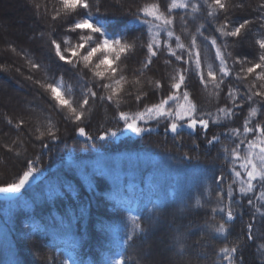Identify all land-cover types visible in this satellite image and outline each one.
<instances>
[{
    "label": "trees",
    "instance_id": "obj_1",
    "mask_svg": "<svg viewBox=\"0 0 264 264\" xmlns=\"http://www.w3.org/2000/svg\"><path fill=\"white\" fill-rule=\"evenodd\" d=\"M15 1L23 3L30 15L21 21L23 34L10 32L0 40V66H3L0 79L5 89H13L20 95V100L15 102H0V185L16 182L27 170L29 160L34 161L33 166L39 171L21 192L0 193V264H64L66 260L68 264L73 260L76 264H110L121 253L126 264H149L155 259L160 260L159 264H226L218 250L225 245L231 247L233 243L239 245L237 256L243 258V264H264V250L259 249V245L264 244V218L256 214L253 220L254 209L247 203L248 198L254 199L253 194L241 197L238 191L234 192L236 202H231V207L236 218L227 222L230 232L226 238L209 228V225L226 220L223 213L214 215L211 209L230 203L225 194L223 203L218 205L216 196L221 188L215 177L224 172L228 177L223 182L225 187L232 179L229 161L224 159L220 145L233 147L234 144L223 133L228 128L242 126L247 106L238 110L231 121L219 125L209 121L207 138L221 134V141L215 147L206 143L199 129L182 128L178 135L166 131L169 121L165 119L141 121L140 125L151 131L130 133L120 120L119 112L135 113L145 105L158 103L171 91L169 77L173 68L183 66L164 52L153 58L149 69L140 77L142 85L125 86L119 107L115 101L99 100L105 90L96 88L93 82L88 86L97 91L98 97L90 100V111L85 112L81 122L66 119L67 111L57 110L49 94L35 81H44L45 73L49 78L45 82L63 75L66 84L72 85V95L81 99L83 82L76 74L79 69L58 61L48 38L54 28L53 38L69 35L76 40L78 33L64 31L74 22V17L52 21L50 15L37 16L34 4H41V11L45 5L51 11L58 6L56 0ZM152 2L157 0H101V11L97 15L108 18L110 31H122L137 45L134 53L119 62L129 81L139 76L137 70L147 51L141 45L147 43L148 35L146 26L134 21L128 10L134 13ZM169 2L158 0L162 11ZM197 2L202 7L195 18L190 9H175L172 13L176 17L175 31L186 44L190 37L182 31L181 16L187 19L190 32L194 33L203 24L207 29L205 36H218L215 25L224 19L223 13L215 20L208 18L203 0ZM261 2L232 0L233 4L243 3L244 6L231 9L230 19L255 22L242 39L229 38L230 64L236 57L256 61L258 45L255 40L259 27L256 17L264 11L257 7ZM198 43L205 69L208 63L218 64L215 49L210 45L205 49L200 37ZM29 58L40 63L41 69H32L27 62ZM169 59L172 60L170 65L165 63ZM236 68L238 70L239 65ZM84 76L88 80L91 73L85 70ZM149 78L159 80L162 88L149 85ZM251 79L249 77V81ZM249 81L226 78L219 100L210 95L212 85L205 88L194 71L189 72L184 87L199 111L215 116L216 109L228 103L227 85H239L244 91L243 85ZM140 92H146L147 96L137 102L135 96ZM47 116L55 126L56 140L48 136L38 138L36 128L44 130L47 127ZM20 120L24 123L17 128ZM256 120L264 121V113ZM78 127H84L93 141L80 136ZM101 135L104 139H95ZM44 144L49 147H42ZM241 151L243 153V146ZM197 197L203 204L201 208L194 207ZM129 215L141 217L144 232L125 245ZM249 223L254 226L252 239H248ZM177 237L181 239L178 241ZM180 243L184 244L182 251Z\"/></svg>",
    "mask_w": 264,
    "mask_h": 264
},
{
    "label": "snow or ice",
    "instance_id": "obj_2",
    "mask_svg": "<svg viewBox=\"0 0 264 264\" xmlns=\"http://www.w3.org/2000/svg\"><path fill=\"white\" fill-rule=\"evenodd\" d=\"M56 5L58 6H54L51 11L46 5L41 11V4L39 3L34 4V7L37 16L47 17L50 15L52 21L74 17V22L68 24L64 31L66 33H78L76 40H73L69 35H64L59 39L53 38L52 32L55 29L52 28L48 34L49 47L58 61L70 65L73 69H79L76 74L83 83L81 99L78 100L72 95V85L66 84L63 75L52 78L51 82H45L49 80L45 73L44 81L37 80L35 83L49 94L51 100L54 101L53 106L60 111L66 110L68 113L66 119L81 122L85 112L90 111V100H95L98 97L97 91L88 86L95 82L96 88L105 90L98 99L115 101L116 106L119 107L125 86L130 83L142 85L143 82L140 77L144 76V72L149 69L153 58L166 52L178 64L183 65L173 68V73L169 77L171 91L162 96L158 103L150 106L145 105L141 111L135 113L119 112V118L124 122V127L141 134L151 131V129L142 127L139 122L165 119L169 121L166 131L178 135L179 130L185 127L193 131L199 129L204 134L206 143L215 147V144L221 141V134H214L211 138H207L209 121L211 120L216 125L222 124L224 121H231L233 117L238 115V110L247 106V115L243 119L242 126L228 128L223 133L234 144L233 147H229L227 144L220 145L224 159L229 161L232 179L225 187L223 182L228 179L225 173L221 172L219 176L215 177L220 182L221 188L220 191L216 192V196L218 205L223 203L225 194L230 203L211 209L214 215L223 213L226 220H221L217 225H209V228L226 238L230 232L227 222L234 221L236 218L231 207V202H236L235 191H238L241 197H248L250 193L253 194L254 199H247L248 205L254 209L252 219H256V214L264 218V121L256 120L259 114L264 113V11H260L256 17V20L259 21L255 40V44L258 45L256 61H250L247 57H236L231 60L230 64L229 58L232 57V53L228 51L230 47L229 38L242 39L243 35L250 29V25L255 22L250 19H243L242 21L230 19L228 15L230 10L233 8L242 9L243 3L233 4L232 0H203L208 18L215 20L221 13L224 14L223 21L216 24L214 28L218 36H205L204 32L207 29L203 24H200L194 33L190 32L187 19L181 16L182 31L190 37L187 44L181 35L175 31L176 17L172 13L175 9H190L193 18H195V14L199 13L202 7V4L197 0H170L164 11L161 10L158 0L144 4L134 13L129 9V14L132 15L133 20L146 26L148 35L147 43L141 45L147 51L140 69L137 70L139 76L135 77L133 81H129L123 74V68L119 62L134 53L137 45L135 41L130 42L122 31L109 30L111 24L108 18L97 15L101 11V0H56ZM257 7L264 10V0ZM162 32L165 35L163 40H161ZM40 35L43 36L44 33ZM198 37L205 42V49L209 45L215 49V60L218 61V64L208 63L205 69L202 64L201 45L198 43ZM218 39L221 41L220 43H218ZM12 50L15 51V48ZM27 62L34 70H40L42 67L40 63L31 58ZM165 63L170 65L172 60H166ZM237 65H239L238 70ZM85 70L91 73V78L88 80H85ZM193 71L205 88H208L209 84L212 85L213 91L210 95L215 96L217 100H219L222 91L221 86L225 85L226 78H233L238 82L249 81V77L252 79L243 85L244 91L240 90L239 85L235 87L231 84L227 85L228 103L218 107L216 115L213 116L211 112L199 111L197 105L190 98V93L184 87L189 72ZM147 83L155 89L162 88L159 80L154 81L149 78ZM146 96V92H140L135 96V100L139 102L142 97ZM257 97L259 100L255 99ZM23 123L24 121L20 120L16 127L19 128ZM45 123L47 127L44 130H41L40 127L36 128L39 133L38 138L48 136L51 140L58 139L50 116L45 118ZM77 131L87 141H93V137L86 133L84 127H78ZM249 137L252 138L249 139ZM95 139L102 140L104 135ZM193 142L195 143V141ZM241 146H243V153ZM42 147L47 148L49 146L44 144ZM9 150L12 149L9 148ZM27 165V170L16 182L0 185V193H19L30 183V178L39 169L33 166L34 161L32 160L27 161ZM234 186L236 187L234 188ZM254 200L258 203H255ZM194 207H203L200 197L196 198ZM128 220L130 227L125 232L123 241L125 245L137 238L139 233L144 232L140 216L129 215ZM253 227L252 223L247 225L248 239L253 238ZM180 239L177 237L178 241ZM179 248L182 251L184 244L180 243ZM259 249L264 250V244L259 245ZM238 250L239 245L233 243L231 247L227 245L220 247L218 252L226 264H243V258L237 256ZM64 264H68V261H64ZM72 264H76V261L73 260ZM110 264H126V258L121 253L118 258L111 260Z\"/></svg>",
    "mask_w": 264,
    "mask_h": 264
},
{
    "label": "rangeland",
    "instance_id": "obj_3",
    "mask_svg": "<svg viewBox=\"0 0 264 264\" xmlns=\"http://www.w3.org/2000/svg\"><path fill=\"white\" fill-rule=\"evenodd\" d=\"M30 13L25 9V6L23 3H20L19 1L15 0H0V18H1V23H0V40L5 37L6 34L10 32H14L15 34H23V24L22 26L21 21L24 17H28ZM3 20V22H2ZM28 22V19L26 20ZM17 23L18 25L15 26ZM4 81L0 79V102L1 103H10V102H15L17 100H20V95H18V91H15L13 89H5L3 86ZM21 105L24 107L26 106L25 104ZM37 114H40L39 111H37ZM40 118V117H38ZM187 128V127H185ZM189 129V128H187ZM191 130V129H189ZM130 133L137 134L129 129ZM11 160V159H9ZM14 161V159H12ZM11 160V161H12ZM15 162V161H14ZM159 252L161 253V249H158ZM160 260L155 259L151 261L149 264H159Z\"/></svg>",
    "mask_w": 264,
    "mask_h": 264
}]
</instances>
